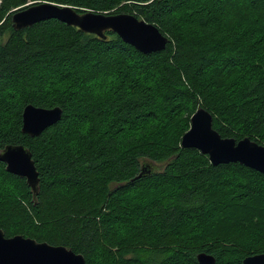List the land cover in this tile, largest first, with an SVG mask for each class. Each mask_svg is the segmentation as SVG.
I'll use <instances>...</instances> for the list:
<instances>
[{"label":"trees","instance_id":"trees-1","mask_svg":"<svg viewBox=\"0 0 264 264\" xmlns=\"http://www.w3.org/2000/svg\"><path fill=\"white\" fill-rule=\"evenodd\" d=\"M42 2L129 14L168 43L143 54L112 31L55 20L13 30L15 10ZM243 9L264 11V0H0V152L23 145L39 179L33 196L0 162L4 236L66 247L85 264L263 254L264 175L180 147L199 108L222 138L264 146V29L243 25ZM27 105L61 118L32 138L21 132ZM146 162L155 170L135 179Z\"/></svg>","mask_w":264,"mask_h":264},{"label":"water","instance_id":"water-1","mask_svg":"<svg viewBox=\"0 0 264 264\" xmlns=\"http://www.w3.org/2000/svg\"><path fill=\"white\" fill-rule=\"evenodd\" d=\"M46 20L58 21L99 38H105V31H112L123 43L143 54L160 52L168 43V38L156 26L129 14L78 13L69 6L42 2L15 10L11 15L15 31ZM60 118L58 107L44 109L27 105L22 112L21 132L38 137ZM180 147L199 151L213 166L239 164L264 175V146L249 138L238 141L222 138L212 127L211 114L203 108L191 116L190 127L182 136ZM0 162L5 164L8 173L24 178L33 196L36 195L39 179L29 150L23 145H8L0 152ZM148 163L142 164L135 179L155 170V165ZM196 259L199 264H215V258L204 253H199ZM0 264H85V260L66 247L19 235L6 238L0 230ZM242 264H264V253L248 256Z\"/></svg>","mask_w":264,"mask_h":264},{"label":"rangeland","instance_id":"rangeland-1","mask_svg":"<svg viewBox=\"0 0 264 264\" xmlns=\"http://www.w3.org/2000/svg\"><path fill=\"white\" fill-rule=\"evenodd\" d=\"M243 22H241L243 25L247 27H257L258 31H262L264 29V11H254V10H246L243 9ZM225 74H220L219 77H221L222 84L227 86L229 83H232V79ZM148 163V162H146ZM150 166H152V163H148Z\"/></svg>","mask_w":264,"mask_h":264}]
</instances>
